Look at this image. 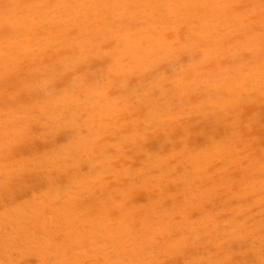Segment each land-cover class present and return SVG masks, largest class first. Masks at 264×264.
Returning <instances> with one entry per match:
<instances>
[{"label":"bare ground","instance_id":"bare-ground-1","mask_svg":"<svg viewBox=\"0 0 264 264\" xmlns=\"http://www.w3.org/2000/svg\"><path fill=\"white\" fill-rule=\"evenodd\" d=\"M81 1L0 0V94L12 76L22 79L16 89L34 85L32 74L43 68L45 62L52 67L54 62L47 57L51 54L57 58V51L62 49L59 56L64 61V89H60L61 96L57 97L49 93L53 80H41L40 87L48 91L41 97L42 131L37 129L36 137L44 135L46 127L53 129L51 133L56 131L62 123L68 127L72 123L78 133L70 134L61 146L55 138L48 166H78L90 155L88 147L93 155L91 163H97L99 157L95 156L103 154L114 142L117 154L108 163H97L98 172L89 179L96 183L93 188H105L104 180L110 178L116 167L118 154H122L126 164V158L130 159V172L123 167L117 192L102 197V202L89 201L91 191L86 189V179L83 184L78 182L82 179L75 174L78 170L71 171L74 185L68 196L63 186L55 195L45 191L40 197L13 202L14 193L19 191L17 183L33 172L43 171L44 159L43 150L38 149L29 152L28 159L11 160L9 153L13 154L17 146L25 148L33 141L34 123L29 120L36 116L29 110L28 120L20 118L18 115L24 114L19 112L25 105L5 103L11 89L3 90L0 95V127L4 128L3 133L0 131V264H264V197H258L264 179L257 183L250 176L249 182L254 183L249 186L243 175L264 171V149L260 151L264 140H259L261 133L264 135V0H214L213 3L190 0L193 4L183 6L178 0H84L78 10L82 9L87 16L75 20L73 9ZM58 5L64 12L54 11ZM137 8L144 10L147 17L133 28ZM190 14L198 19L190 21ZM103 20L107 31L99 27ZM188 22L185 38L192 42V50L202 45L207 53H217L209 57L211 64L192 53L187 68L174 69L166 61L160 73L167 76L149 84L146 77L119 80L113 87L110 80L105 83L102 75L95 76V82L92 78L87 82L92 63L84 72L76 69L86 57L90 59L100 53L94 52L100 44H90V33L106 41L111 34L117 37L114 49H103L101 57L107 61L115 57L114 66L121 71L122 56L133 53L132 50H147L151 45L157 59L159 42H149L151 35L157 38V33L173 28L179 36L181 25ZM244 28L247 33L242 35L243 40L231 46L232 59L225 60L221 54L227 48L223 44H228L231 35L236 31L242 33ZM64 34L67 40L63 39ZM68 40L70 44L61 47L60 42ZM217 40L223 42L221 46L216 45ZM244 44L250 47V64L240 52ZM69 46L70 50H66ZM166 46V51H170L168 43ZM184 50L190 49L187 46ZM182 52L179 47L178 55ZM136 63L133 57V67ZM24 70L30 75L25 76ZM161 79H164V99L151 91ZM167 86L171 89H165ZM70 88L74 95L66 93L65 89ZM170 90L176 93L175 99L170 97ZM258 104L263 108L262 117L257 115ZM142 107L154 108V112L145 116L146 125L161 120L167 124L164 131L154 134L160 133L159 138L164 141L161 147L165 146L166 151L170 146L175 154L159 158L153 147L141 150L146 137L153 134L146 127L138 130L141 122L134 120L131 130L119 126ZM240 117L246 118L244 125H239ZM192 118L195 124L191 123ZM232 132L235 136V132L239 134L242 140L239 144L247 149L241 154L251 152L252 161L235 154L237 147L227 145ZM169 142L172 143L168 146ZM155 143L158 141L152 142ZM125 144L128 151H124ZM175 144L182 145L181 154L176 153ZM261 155L263 158H259ZM34 165L38 167L30 168ZM240 165L244 169H239ZM127 172L129 177L125 178ZM200 180L205 184L197 186ZM226 187L239 199L232 206L233 212L229 208L235 217L230 223H224L225 215L219 212L220 207L206 213V206L201 204L203 199L219 196ZM139 193L154 200L161 196L168 208L149 212L151 202L139 208L132 202ZM245 194L251 195L250 198ZM197 212L202 216L194 219ZM50 226L62 233L63 242L50 239ZM239 239L253 246L254 256L249 258L239 251L245 246L239 247Z\"/></svg>","mask_w":264,"mask_h":264},{"label":"rangeland","instance_id":"rangeland-1","mask_svg":"<svg viewBox=\"0 0 264 264\" xmlns=\"http://www.w3.org/2000/svg\"><path fill=\"white\" fill-rule=\"evenodd\" d=\"M178 1L183 6V4L185 5L186 3H189V2H190V4H193L192 1H194V0H192V1H190V0H178ZM83 2H85V1L82 0L81 2H77L75 7H74V9H73V14L74 15L73 14L72 15L74 16L75 20H79V19L87 16V14H84L82 9L78 10V8L80 7V4H82ZM210 2L213 3L214 0H211ZM210 2H207V3H210ZM205 3H206V1H205ZM61 8L62 7L60 5H58V6L54 7V11H57V12L59 11V13H60V11L63 10V8L62 9ZM107 9L110 10V8H107ZM80 10H82V11H80ZM63 12H64V10H63ZM202 12H204V11L202 10ZM201 15H203V13L200 14V16ZM78 16H80V17H78ZM189 16H190V21L198 19V16H194L192 14H190ZM146 17H147V13L144 10H141L140 8H137L136 9V14L133 17V19H134V22H132L133 23L132 24L133 28H136L137 24H139L140 21L145 20ZM81 20H83V19H81ZM104 21L105 20H103V22H101V25H99V27H101L103 29H106V31H107V25L105 24ZM88 24H90V23H88ZM189 26H190L189 22L188 23H184L183 25H181V34L179 36L175 35V29H173V28L170 29L166 33L165 32H163L162 34L157 33L156 35H159V37H157V38L154 37V35H151L152 38L150 37V39H148L149 42H152V43L156 42V41L159 42V44L157 46L159 48L158 52H157L158 53V58L155 59L153 57V55H154L153 51L155 49L153 48L154 49L153 50L151 48V45L148 46V49H150V50L141 49V51H136V52H135V50H132L133 53H131V54L127 55V56L125 55L124 57L122 56V61L121 62L123 63L124 68L121 71L117 70L116 66H114V62L113 61H114L115 57H112V59H110L108 61L107 60H102V57H101V51H103V49H107L109 51H112L114 49L116 41H117V37L114 34H111L110 37L108 38V40L106 41V40H103V38H101L99 36H95L93 33H90V34H88V36H90L89 37V40L91 41L90 44L91 45L100 44V47L99 46L96 47L97 49L94 51V52L98 51L100 53H98L97 56H95V57H90V59H88L89 57H86L82 62H80L76 66V69L80 70L79 72H84L86 70L85 67L92 63L91 64L92 72L90 73V79H88L87 82H90L91 78H92V81L95 82L96 79H94V77L102 75V78L105 79V83H107L110 80V86L113 87L114 83L118 82L119 80H121V81H129L130 78L138 80L139 77L140 78L141 77L142 78L146 77L147 79H149L148 81H146V83L148 82L147 84H149L150 82H153L157 78H160L162 76H167L166 73L165 74L160 73V72H162V69H160V68L163 67V66H166V63H165L166 61L172 63L173 66H174V69H180L181 67L187 68L189 65H191L190 61L193 58L191 56L192 53L196 54L197 59H203V61H204V59L206 58L207 62L209 64H211V61L209 60V57L217 56V53L213 54V51H212V53H207L206 52L207 49L205 50L202 47V45L199 46V48H197L196 51H193L192 50L193 48L191 46L192 42L191 41H187L186 38H185L187 36V34H188ZM88 28H90L89 25H88ZM65 31H66V29H65ZM87 32H89V30H87ZM246 33H247L246 29L242 30V33L236 31V33L231 35V39L228 41V44H223L224 47L227 48V50L224 51L221 54V55H223V58L225 60L226 59H228V60L232 59V55H233V52H232V49H231L232 44L234 42L238 41V40H243L242 39V35H245ZM96 37H98V38L95 40ZM63 39L67 40V34L66 35L64 34ZM64 40H62V41H64ZM167 43L169 44V47H170V51H168V52L166 51L167 49L165 48V47H167L166 46ZM215 43H216V45L218 44V46H221L223 42L220 41V40H217ZM69 44H70L69 40L66 43L60 42L61 47L64 46V45L68 46ZM206 45H209L208 42L206 43ZM187 46L190 49L188 51L184 50V49H186ZM179 47H180V49L181 48L183 49V52L180 55H178ZM70 48L71 47L69 46L68 49L66 48V50H70ZM252 49L253 48L251 47V50ZM165 51H166V53H165ZM57 52H59L57 58L54 59V56L50 54L51 51H49L50 55L47 57L50 61L54 62L53 63L54 67L53 66L51 67V64H50V66L46 65L49 62H45L46 64H43V68H41L39 71H37L34 74H32V76L33 75L35 76L34 85H32L31 87L25 86V87H21L19 89H16L15 86H16L17 82H20L22 79H20V78H18L16 76H12L11 77L12 79L9 78V81H8L7 85H5V86H7L6 89H3V90H6V91H7V89H11V92L6 94L7 96H6L5 103H8V104L10 103L12 105L14 103H15V105H18V104H21L22 106L25 105L24 109H22L19 112L21 114H24V116L19 114L18 116L20 118L21 117H26L27 120H28V117H27L26 114L29 112V110H31V112L34 113L35 116H36V117H34V118L29 120V122L34 123L33 124V127H34V131L33 132H34V134L32 135L33 141L31 139V141L28 143L29 147L26 146L25 148H23V147L21 148V146H17L12 151V152H14L13 154L9 153L10 155H12L11 160L13 161V160H16V159H28L29 158L28 153L29 152L32 153V151H34V150L38 151V149L39 150H43L42 154H43V159H44L43 162L41 163V164H43V168H44L43 171L33 172L26 179L20 180L17 183V187H18L17 189H19V191L14 193L15 198H14L13 202L21 203V202H23V201H25V200L33 197V196L40 197L45 191H52V194L55 195L57 193V190H59L63 186L65 187V190H66L64 194H66L68 196L71 187L74 185V179L71 177V175H72L71 171L72 170H75V171L78 170L75 174H79V176L82 177V179H79L78 182L81 181L82 184H83V180L86 179L87 183H89V184L86 183L87 191L88 192L91 191V193L89 195V201L92 202V203L96 202V201L102 202V197L108 196V194L110 196V195L114 194L115 192H117V190H118L117 186H119L118 181H119V178L122 177V174H120V173L122 172L123 167H125L126 171H129V168H130V167H128L129 164H130V159L126 158V160L128 162L126 164L125 161L123 160L122 154H118L119 156L117 158V161L115 160L116 161L115 162L116 167L109 174L110 178L104 180V184L103 183H99V184H103L105 186V188L104 189L101 188V187L93 188V186H96V183L93 180L90 181L89 179L90 178L93 179L94 176L96 175V173L98 172L97 169H99V168L97 166V163L98 162L108 163V161L112 160L113 156H115V154H117V152H116L117 151V145L114 142L110 143V148H108L106 150L104 149V153L103 154L100 152L98 155L95 156V157H99L98 158L99 160H98L97 163L96 162L94 164L91 163L90 160L93 159V158H91V157H93V155H92V152H91V148L88 147L87 151L89 152L90 155L88 157H86L84 159V161H81L78 166H71L70 165V167H62V168L61 167H59V168L53 167V168H51L50 165H49L50 167L48 166V163L49 162L51 163L50 160H51V157H52V154H53L51 150L54 149V147H52L51 145H53V144L56 145L55 143L57 142V145L60 144L59 146H61L63 143H65V141L69 138V136L75 135L78 132H75L76 130H75L74 127L72 128V123L70 124L69 127L66 126V125L62 126V124H63L62 123L61 126H60L61 128L59 127L56 131L54 129L55 132L53 131L52 133H51V131L53 129H51L49 127H46L47 128L46 129L43 126V128H44L43 132H45V133H43L44 135H41L40 137H36L37 136L36 131L38 132L37 129L41 128L40 131H42V127H41L42 124L40 125V122L43 121V116H41V111H39V108L44 103H42V101H41L42 98L41 97L42 96H46L45 93H46V91H48V89H46V88H44L42 86L40 87L41 80L43 79L42 81H44L47 78L53 80V84L51 86L52 90H50L49 93L57 94V95H55L57 97L61 96L60 89L61 88L64 89V87H63V85H64V75H63L64 74V66H63L64 61H63V59L60 60L61 57L59 56L60 53L62 52V49H60ZM205 52H206V54L204 55ZM240 52L243 55H245L244 56V58L246 59L245 62H248L250 64V62L252 61L250 47L248 45L244 44L243 48H242V50ZM236 53L237 52H235L234 54H236ZM132 54H134V55H132ZM137 54H139L138 58H137ZM166 55L167 56L169 55L167 60H166ZM133 57H135L136 60H137L136 66H134V67L131 64V60L133 59ZM105 61H107V64L103 65L102 63L105 62ZM111 62H113V63H111ZM50 68H52V69H50ZM28 72L29 71L24 70L22 73H24V75L26 76V75H30V74H27ZM148 72L150 73V75H149ZM16 74H17V72H16ZM54 75H56V76H54ZM92 75H94V76H92ZM117 75H118V78L116 77ZM13 88H14V90H13ZM70 89L71 90L65 89V91L67 90L66 93L69 96L74 95V93H75L74 90L72 88H70ZM165 89H171V86H167ZM3 90L1 91L0 95H2ZM151 91H152V93L155 92V91L158 92L157 93L158 94L157 97H159L161 99H164L165 98V95H164V79H161L159 82H156L155 83V90H151ZM170 92H171L170 97L175 99L176 93L173 90H170ZM262 110H263V108H261L260 104H258L257 105V111H258L257 115H258V117H262V115H261ZM2 111L4 112V110H2ZM148 112H154V108H151V109H147V107L139 108L138 109V113L137 112L133 113V117L132 118H130V119L126 120V121H122L121 120L122 122L120 123L119 126L121 128H125L126 130H131L133 121L137 120V121L141 122V125L139 126L138 130H141V129L146 127L148 130L153 132V134H151V135L146 137L145 142H144V144L141 147V150L144 149V148L153 147L154 149H156V151H158V153L160 155V156H158L159 158H161L163 156H168L169 157V155L175 154V152H171V149H170V146H169V144L172 143V142L167 143L168 146H169V150L165 151V146L161 147V144H163L164 141L161 138H159V135H160V133L162 131H164L166 129L167 124L164 125L163 121L161 120L159 122L151 123L149 125H146L145 124V116H146V114H148ZM13 119H15V117ZM80 119L83 120L82 117H80ZM24 120H26V119H24ZM256 120H257V118H256ZM245 121H246L245 117H240L239 125H244ZM191 123L195 124V118L191 119ZM78 125L81 128V123L78 122ZM162 126L164 127V129H163ZM260 129H262V127ZM0 131L1 132L4 131V128L0 127ZM155 131H160L159 135L154 134ZM46 133H47L48 136L46 135ZM232 133L233 134L231 136H229L230 137V141L227 142V145L237 147V149L235 151V154H239L240 156L245 157V159H248V161H249V159H250V161H252L251 159H253L254 155L251 152L247 153V155H242L241 153L245 152L247 149L242 147L241 144H239V142H242L241 137L239 136V134L235 132V134H237V136H235L234 132H232ZM45 135L47 137H49V138H47V137L44 138ZM206 137L208 138L209 136L206 134ZM55 138L57 140L56 142H55ZM153 138H154V140H157L158 143L152 144V142L154 141ZM169 140H171V139H169ZM259 140H264V135L262 133H261V135L259 137ZM171 141H173V140H171ZM37 144H39V147H38ZM175 146H177L176 153L181 154L183 152V150H184L182 148V145L175 144ZM262 149H264V145L260 148V151ZM99 150H100V148H99ZM128 150H129V147L125 144L124 151H128ZM46 153H48V154H46ZM50 153H51V155H50ZM10 155L8 156V158L7 157H5V158L9 159ZM259 158H263L262 155ZM142 161H144V160H142ZM44 162H45V164H44ZM237 164H240V163H237ZM140 165L143 166L142 162L140 163ZM31 167L35 168V167H38V165L30 166V168ZM66 168H67V170H66ZM257 168H259V167H257ZM39 169L40 168H38L36 170H39ZM239 169L242 170V169H244V167L241 168V165H240ZM129 172H127V174L125 175V178L129 177ZM243 175L246 177V183H249V186H251L254 183V182H249L250 181V176H253V178L255 179V182H257V183L264 179V171L263 170H257L255 172L245 173ZM229 176H231V174H229ZM75 184H77V181H75ZM203 184H205L204 180H200V181H198L197 186H201ZM227 189L228 188L226 187L224 190H222L219 196L215 195L212 198L211 197L208 198V200H206L207 199L206 198L205 201L203 199L202 203H201V204H204V208L206 206V208H205L206 213H210L212 210H215L216 207H218V208L220 207L219 209L218 208H216V209H218L219 212L223 213L226 216V217L224 216V218H223L224 223L233 222L235 217H233L234 214L231 213L229 208H232V212H233V207L232 206L237 204V203H239L238 202L239 199H237L235 197V195L231 192V190H227ZM249 191H252V190H248V192ZM256 191H254L252 193H255ZM259 192L260 193L258 194V197H264V188H262V190H260ZM252 193H250V194H252ZM245 195L248 198H250V196H251V195H248V194H245ZM224 196H226V197L224 199H222ZM160 197L161 196H159V198L157 200H154L149 195H146V194H143V193H139V194L134 196L132 202H133L134 205L137 204L139 208H143L145 205H147L148 203L150 204V202H151L150 209H148L149 212H153L154 210H155V212H157V211L159 212V211H162V210L168 208L167 202H163L162 200H160ZM219 199H221V201ZM234 199H236L237 201L234 202L235 201ZM257 200H260V198H257ZM203 201H204V203H203ZM160 202H162V203H160ZM225 204H227V206ZM164 205L166 207H164ZM207 206H208V208H207ZM212 206H213V208H212ZM210 208H212V209L210 210ZM195 213H194V215H196ZM197 213L198 214H197V216H195L194 219H197V218L202 216V213H201V215H200L199 212H197ZM48 223L52 224L51 222H48ZM119 225L120 224H118L117 227ZM191 226H193V225H191ZM42 230H44V229H42ZM48 234L52 237L50 239H52V240L57 239L58 242H63V239L60 238L62 233H57L55 231V227L54 226H50ZM190 235L191 234L189 233L188 236H190ZM238 242H239V247L245 245V246H243L242 249H239V247H238L240 252H243L249 258L254 256V251L252 249L253 246L250 245L249 242L248 243H243V239H239ZM251 252H252V254H251ZM32 260H34V259H32ZM104 261L107 262V260H104ZM32 264H37V263L33 262Z\"/></svg>","mask_w":264,"mask_h":264}]
</instances>
